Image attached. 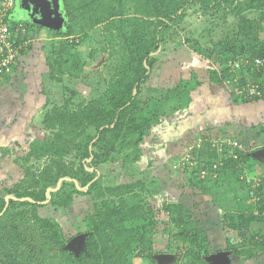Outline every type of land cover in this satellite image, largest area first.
Segmentation results:
<instances>
[{"label":"trees","instance_id":"1","mask_svg":"<svg viewBox=\"0 0 264 264\" xmlns=\"http://www.w3.org/2000/svg\"><path fill=\"white\" fill-rule=\"evenodd\" d=\"M62 3L67 11L66 24L32 23L17 18L14 11L8 18L11 27H25L26 33L20 34L17 42L29 40L32 33L43 30L61 38L59 44H52L47 57L49 77L57 82L64 74L80 77L83 63L72 49L97 26L101 27L108 56H116V62L108 85L99 96L75 108L67 104L53 106L43 114L42 124L52 132L51 136L31 144L24 159L45 158L48 162L40 170L25 173L8 190L7 195L16 199H9L6 208L5 197H0V264H126L133 256L143 259L142 264H158L152 256L157 217L153 207L145 204L135 190L144 189V183L103 186L95 169L91 172L88 168L111 159L114 151L125 152L126 161L138 159L144 135L162 112L157 100L145 104L140 101L141 86L149 78L156 61L154 54L160 50L165 31L178 24L191 6L204 12L223 9L238 19L236 32L218 43L216 57L221 68L210 71L211 79L217 83L224 81L231 87L236 85L237 78L243 85L253 80L259 85L260 95L240 100L233 89L231 95L242 103L264 98V65L257 67L254 62L264 60V41L260 38L264 30V0H62ZM247 12H254L255 16L248 17ZM31 45L30 38L28 46L21 47L19 56L26 54ZM212 52L213 49L208 50V57ZM240 60V68L227 67L228 61ZM168 92L167 100H179L184 90L175 88ZM258 135L264 143V125ZM209 146L198 149L194 155L201 163L198 171L207 172L194 186L202 195L213 194L211 200L227 197L228 206H223L217 219L223 228L242 237L237 242L225 237L223 249L229 258L264 264V178L254 189L257 199L253 200L249 194L252 187L240 179L242 164L248 165L249 154L234 147L229 150L226 142L220 149ZM72 153L78 159L76 165L64 160ZM60 179L59 188L49 192L48 203L66 207L74 193L89 194L99 200L94 212L84 219L79 253L65 249L66 237L55 220L38 214L47 190L54 189ZM69 184L74 191H66ZM161 212L166 217V228L169 225L180 230L172 237L184 246L180 257L168 264H207L210 241L192 212L177 203L164 204ZM162 222L165 223V218Z\"/></svg>","mask_w":264,"mask_h":264},{"label":"rangeland","instance_id":"2","mask_svg":"<svg viewBox=\"0 0 264 264\" xmlns=\"http://www.w3.org/2000/svg\"><path fill=\"white\" fill-rule=\"evenodd\" d=\"M23 1L13 0L17 17L48 26L67 23L62 0H56L58 18L55 0H25L24 8L19 11ZM246 15L254 17L255 13ZM237 21L236 16L223 9L211 8L204 12L197 6L188 8L185 17L165 31L160 50L154 54L156 61L149 78L141 86L140 101L145 104L157 100L162 112L144 135L138 159L126 161L125 152L114 151L111 159L88 168L95 169L103 186L144 183V189L135 190L145 204L153 207L157 217L152 256L158 264H168L184 252L182 242L172 237L180 230L169 225L166 228V217L161 212L166 203L184 205L199 226L204 227L211 247L207 264H255V261L229 258L223 249L225 237L232 242L242 238L235 231L223 228L217 219L223 213V206H228L227 197L211 200L213 194L202 195L194 186L207 173L206 169L198 171L201 163L194 158L198 149L210 148L209 145L220 149L229 140L241 141V149L249 154L248 165L242 164L240 179L253 189L254 181L264 178V145L258 135L264 125V98L248 103L236 101L231 95V85L214 82L210 74L212 69L220 70L216 57L218 43L236 32ZM30 38L35 49L24 57L19 56L14 71L0 78V197H5L25 173L40 170L48 162L45 158L24 159L31 144L51 136L52 132L42 124L43 114L53 106L67 104L75 108L99 96L107 87L116 62V56H108L101 27L97 26L72 49L83 63L80 77L64 74L57 82L49 77L46 61L52 44H59L61 38L48 30L32 33ZM260 38L264 41V30ZM40 46L42 50L38 52ZM209 49H213L210 57ZM21 63L23 70L19 71ZM175 88L185 93L179 100H167L168 91ZM64 160L78 164L73 153ZM194 168L197 169L192 173ZM71 190L75 188L67 185L66 191ZM97 203L99 200L92 195L74 193L68 206L44 203L38 207V214L55 220L66 237L65 249L79 253L84 219L94 212ZM142 260L133 256L126 264H142Z\"/></svg>","mask_w":264,"mask_h":264},{"label":"built area","instance_id":"3","mask_svg":"<svg viewBox=\"0 0 264 264\" xmlns=\"http://www.w3.org/2000/svg\"><path fill=\"white\" fill-rule=\"evenodd\" d=\"M13 0H0V78L13 71V67L16 64V59L20 55L21 47L28 46L30 40H25L23 42H17L20 38V34L26 33L25 27L23 25H18L16 27H11L8 18L14 11ZM28 37V36H27ZM247 63V61H245ZM255 64L257 67L264 65V60L256 59ZM242 65V60L240 61H228L227 67L230 69L240 68ZM3 78V77H2ZM239 79L234 80L236 85L231 87L233 89L235 96L242 100L245 98H251L255 95H260L259 85L253 80H247L246 85L239 83ZM230 148L241 149L242 143L239 140H229L227 143ZM264 145V143H263ZM258 180L253 183V189L249 191V194L253 200L257 199L254 189L258 186Z\"/></svg>","mask_w":264,"mask_h":264},{"label":"water","instance_id":"4","mask_svg":"<svg viewBox=\"0 0 264 264\" xmlns=\"http://www.w3.org/2000/svg\"><path fill=\"white\" fill-rule=\"evenodd\" d=\"M25 1V0H24ZM24 1H23V3L21 4V7H23L24 6ZM55 6V12H56V7H57V3H56V0H55V4H54ZM57 13V12H56ZM135 93V92H134ZM90 170H92V169H90ZM61 180L62 179H60L58 182H57V185H56V187L54 188V189H48L47 190V192H46V200L43 202V203H48L49 202V200H50V196H49V192H51V191H55V190H57L58 188H59V186H60V183H61ZM67 180H69V179H67ZM75 182V181H74ZM76 183V182H75ZM9 199H16L13 195H6L5 196V201H6V205H5V208L7 207V205H8V200Z\"/></svg>","mask_w":264,"mask_h":264},{"label":"crops","instance_id":"5","mask_svg":"<svg viewBox=\"0 0 264 264\" xmlns=\"http://www.w3.org/2000/svg\"><path fill=\"white\" fill-rule=\"evenodd\" d=\"M54 6H55V5H54ZM20 8H21V6L18 8V10H19ZM16 17H17V16H16ZM17 18H18V17H17ZM17 18H16V19H17ZM34 46H35V45H34ZM34 46L32 45L31 49H32V48L35 49ZM31 49L27 50V53H28ZM33 49L31 50V52L33 51ZM40 50H42V47H41V46L39 47V51H38V52H40ZM31 52H30V53H31ZM27 53H26V54H27ZM26 54H23L22 56L24 57ZM22 56H21V57H22ZM22 65H23V63H21V64L19 65V67H18V68H19V71H20V70H23V69H21V66H22ZM31 71H32V68H31ZM15 73H16V71H15Z\"/></svg>","mask_w":264,"mask_h":264}]
</instances>
